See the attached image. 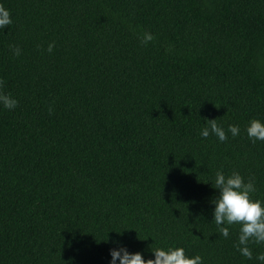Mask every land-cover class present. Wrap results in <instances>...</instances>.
Listing matches in <instances>:
<instances>
[{"label":"trees","instance_id":"trees-1","mask_svg":"<svg viewBox=\"0 0 264 264\" xmlns=\"http://www.w3.org/2000/svg\"><path fill=\"white\" fill-rule=\"evenodd\" d=\"M0 6V92L17 100L0 106V264H108L114 241L260 264L264 242L242 256L210 200L221 170L264 202V140L245 131L264 121V0ZM206 118L225 140L199 135Z\"/></svg>","mask_w":264,"mask_h":264},{"label":"clouds","instance_id":"clouds-1","mask_svg":"<svg viewBox=\"0 0 264 264\" xmlns=\"http://www.w3.org/2000/svg\"><path fill=\"white\" fill-rule=\"evenodd\" d=\"M11 22L9 11L0 6V27ZM152 38L150 32H144L140 36L142 43ZM52 48L53 43L50 42L47 51H51ZM12 50L14 54L20 51L18 47ZM16 105L15 97L0 92V106L11 109ZM239 131L238 125H228V132L232 136H236ZM245 131L253 141L264 140V121L258 118L250 119ZM210 133L220 141L226 139L224 129L217 125L215 119L206 118V126L200 129L199 135L207 137ZM211 186L218 190V194L211 198L210 203L213 205L212 219L219 227L220 234L227 237L228 225L239 224L237 242L234 246L242 256L252 258L248 244L253 241L257 244L264 242V202L250 195L256 191L253 180L251 178L245 180L238 171L225 175L223 171L217 170ZM114 245L108 250V264H202V257L199 254L189 256L182 246L150 248L152 256L145 258L141 251H129L122 242L114 241ZM256 260L264 264V252H258Z\"/></svg>","mask_w":264,"mask_h":264}]
</instances>
